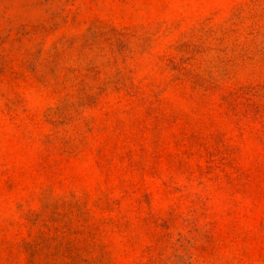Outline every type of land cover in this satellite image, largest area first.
<instances>
[{
	"label": "rangeland",
	"instance_id": "obj_1",
	"mask_svg": "<svg viewBox=\"0 0 264 264\" xmlns=\"http://www.w3.org/2000/svg\"><path fill=\"white\" fill-rule=\"evenodd\" d=\"M0 264H264V0H0Z\"/></svg>",
	"mask_w": 264,
	"mask_h": 264
}]
</instances>
